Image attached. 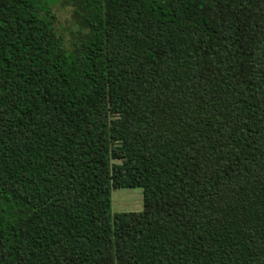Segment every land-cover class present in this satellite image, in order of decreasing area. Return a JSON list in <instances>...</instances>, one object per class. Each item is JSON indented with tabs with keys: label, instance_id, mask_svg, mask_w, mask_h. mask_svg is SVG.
<instances>
[{
	"label": "trees",
	"instance_id": "obj_1",
	"mask_svg": "<svg viewBox=\"0 0 264 264\" xmlns=\"http://www.w3.org/2000/svg\"><path fill=\"white\" fill-rule=\"evenodd\" d=\"M57 1L0 0V264H264V0Z\"/></svg>",
	"mask_w": 264,
	"mask_h": 264
},
{
	"label": "rangeland",
	"instance_id": "obj_2",
	"mask_svg": "<svg viewBox=\"0 0 264 264\" xmlns=\"http://www.w3.org/2000/svg\"><path fill=\"white\" fill-rule=\"evenodd\" d=\"M54 11L58 16L59 25L65 30L64 32L70 36L71 31L75 29L72 19V7L65 6L59 0L54 5ZM112 212H138L144 208L143 189L135 188H119L112 191Z\"/></svg>",
	"mask_w": 264,
	"mask_h": 264
}]
</instances>
